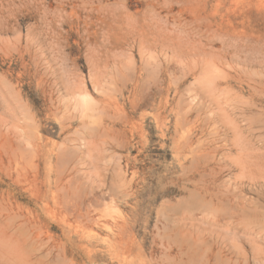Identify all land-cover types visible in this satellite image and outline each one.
Segmentation results:
<instances>
[{"label":"rangeland","instance_id":"374dc122","mask_svg":"<svg viewBox=\"0 0 264 264\" xmlns=\"http://www.w3.org/2000/svg\"><path fill=\"white\" fill-rule=\"evenodd\" d=\"M0 264H264V0H0Z\"/></svg>","mask_w":264,"mask_h":264}]
</instances>
